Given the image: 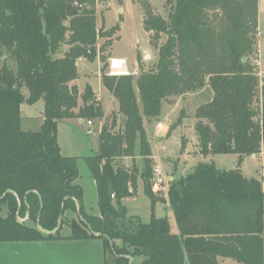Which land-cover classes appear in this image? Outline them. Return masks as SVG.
<instances>
[{"label": "trees", "instance_id": "16d2710c", "mask_svg": "<svg viewBox=\"0 0 264 264\" xmlns=\"http://www.w3.org/2000/svg\"><path fill=\"white\" fill-rule=\"evenodd\" d=\"M94 1L0 0V210L8 209L7 217L0 216V243L63 239L67 225L71 240H101L112 257L107 264H131L129 257L134 264H264V174L247 179L238 169L202 162L171 184L168 199L159 198L144 125L145 118L160 117L166 99L209 87L213 100L196 112L201 154L264 156V85L261 90L253 65L258 0H174L167 17L149 8L146 30L156 42L167 35L155 69L137 78L102 69V83L124 122L118 131L105 126L98 153L83 158L97 186V216L85 210L79 160L64 156L58 142L61 120L105 116L89 86L85 106L76 112L80 93L71 86L80 77V60L108 62L104 54L120 31L119 25L98 28ZM101 38L107 41L99 47ZM64 46L69 49L55 58ZM43 99L41 129L25 130L22 106ZM138 143L141 175L137 165L129 169L118 161L134 158ZM140 176L152 210L168 202L176 228L155 213L148 223L128 218L120 207ZM69 212L75 217L69 219ZM62 217L60 230L47 233L57 230Z\"/></svg>", "mask_w": 264, "mask_h": 264}, {"label": "rangeland", "instance_id": "374dc122", "mask_svg": "<svg viewBox=\"0 0 264 264\" xmlns=\"http://www.w3.org/2000/svg\"><path fill=\"white\" fill-rule=\"evenodd\" d=\"M174 0H95L94 8L97 12V25L101 30H109L120 26V31L112 37L114 44L106 50L105 56L109 58L108 62L103 63L96 58L95 61L81 63L79 66V79L71 86L78 87L80 95L85 92L88 84L95 90L101 91L103 101L99 97H94L104 109L105 116L93 122V127L89 128L86 124L80 123L78 119H64L59 123L58 142L63 148L64 156L75 157L79 160L80 183L84 189V206L89 215L97 216L100 214L98 208L97 188L93 186L92 177L84 157L98 153L100 149L99 136L105 126L113 131L123 128L124 117L119 114L117 109V100L112 97L105 87H102L100 76L102 69L106 66L104 73L109 75L110 63L113 59H126L128 70L135 78L141 71L154 70L159 61V49L167 41V35L162 34L160 41L153 40V33L146 30L144 19L147 10L150 8L157 15L167 17L172 9ZM259 4V30L257 53L253 59L254 70L260 79V88L264 85V0H258ZM107 39H99V47L106 43ZM69 46H64L63 50L55 56H63ZM148 57V58H146ZM13 66V61L10 62ZM137 64V65H136ZM136 65V66H135ZM136 67V69H135ZM136 72V73H135ZM135 73V74H134ZM102 78V77H101ZM102 89V90H101ZM202 90V91H201ZM195 93H186L178 97H170L163 103V110L159 118H145L144 125L147 130L148 141L151 146V154L154 162L152 186L153 192L159 198L168 199V190L174 181L180 180L181 177L193 172L198 164L210 163L215 164L219 170L232 171L241 170L247 177L259 179L263 177L264 156L257 157L247 156L243 159L237 154L231 155H214L205 157L201 154L200 143L196 134V112L202 105L207 104L213 98V90L205 87ZM25 95L28 90H24ZM80 97L79 104L81 108L85 106L84 100ZM140 102V97L138 94ZM261 99V95H260ZM103 103V105H102ZM104 106V108H103ZM175 106V107H174ZM258 107V104L256 105ZM25 110V120L23 128L25 130L39 131L44 117L43 110L45 107L44 99L35 105H23ZM31 119V120H30ZM88 121V120H87ZM162 121L166 124L161 128ZM96 131L97 134L89 135L88 131ZM120 164L127 168H133L137 165L141 175L144 170V160L139 154V143L135 156L118 159ZM133 194L129 198L120 200V207L123 208L127 217L140 218L143 223L151 220L152 214L158 218L170 219L175 226L174 211L168 202L158 203L155 210H152L150 198L144 193V183L142 177H139L137 188H130ZM8 209L4 206L0 210V216L7 217ZM69 219L75 217L71 212L68 213ZM26 220L25 218L21 219ZM30 225H33L31 222ZM61 235H71L72 231L64 225ZM97 243L101 244L99 240ZM117 247L123 245L117 241ZM87 246V245H85ZM68 250V251H67ZM62 246H54L39 249V256L31 258L29 264H101L100 253H93V250L84 248L68 249ZM95 254V255H94ZM108 258L112 257L108 254ZM107 258V260H108ZM8 257L7 250L0 252V264H25Z\"/></svg>", "mask_w": 264, "mask_h": 264}, {"label": "crops", "instance_id": "0c3cea01", "mask_svg": "<svg viewBox=\"0 0 264 264\" xmlns=\"http://www.w3.org/2000/svg\"><path fill=\"white\" fill-rule=\"evenodd\" d=\"M68 49H66L65 50V52L67 51ZM59 57H62V56H59ZM97 59H99V57L97 58ZM121 59V58H120ZM126 60V59H125ZM99 61H100V64H101V59H99ZM85 62H89V61H87V60H80L79 61V63H78V65L80 66V64L81 63H85ZM137 65V64H136ZM135 65V66H136ZM135 69H136V67H135ZM102 76H100V81H101V85H102V87H104V85H103V83H102V78H101ZM87 86H89L90 88H91V90H92V92L93 93H95V96L96 97H99V100H101V101H103V97H102V93H101V91H98V90H95L90 84H88ZM87 88V87H86ZM102 90V89H101ZM85 91H86V89H85ZM202 91V90H201ZM198 92H200V91H198ZM198 92H196L195 94H193V95H196ZM111 95H112V97H113V94L112 93H110ZM85 95V92H83L81 95H80V97L82 98L81 100H83V96ZM213 97H214V93H213ZM115 98V97H114ZM79 100H80V98H79ZM212 100H213V98H212ZM211 100V101H212ZM211 101H209V102H211ZM208 102V103H209ZM117 104V109H118V102H116ZM102 105H103V103H102ZM175 107V106H174ZM81 108V106H80V104H79V106L77 107V109H76V112H79L80 109ZM103 108H104V106H103ZM25 109L22 107V111H23V115H24V119H25V111H24ZM44 111V110H43ZM43 115H44V112H43ZM31 120V119H30ZM43 120H44V117H43V119H42V123H43ZM79 121H80V123H82V124H84L85 122H86V124H87V120H85V119H81V118H79ZM164 124H166V123H164L163 121H162V123L160 124V126H161V128L163 127V126H166V125H164ZM42 125V124H41ZM87 126H88V124H87ZM41 127V126H40ZM89 128H91V127H89ZM62 148V147H61ZM62 152H63V148H62ZM253 157H257V156H255V155H252ZM67 157H71V156H67ZM263 164H264V162H261V167H263ZM239 170V169H238ZM222 171H225V170H222ZM240 172L242 173V171L240 170ZM243 175H244V173H243ZM247 179H251V178H253V177H247L246 175H244ZM256 179V178H255ZM262 179V177L260 178V180ZM93 180V179H92ZM259 180V179H258ZM93 187L94 188H96L97 186H96V183H95V181L93 180ZM70 235H64V236H62L63 237V239H59V240H50V239H47V240H45V241H40V242H30V243H28V242H13V243H0V252H4L5 250H7V254H8V257L10 258V259H12V262H13V260L15 261H19L20 262V260L21 261H23V263H25V264H29L28 262L30 261V259L31 258H37L38 256H39V249L41 250H43L44 251V248H47V247H54V246H62V248H65L66 250H67V248L68 249H73V248H79V250H81V249H84V248H88V249H90V250H93V253H100V262H101V264H107L108 262V260H107V258H108V254L106 253V249H105V245H103V242L101 241V244L100 243H97L98 241H99V239L98 240H81V241H76V240H71V239H69L68 237H69ZM264 241V240H263ZM85 245H87V246H85ZM68 251V250H67ZM95 251H97V252H95ZM95 255V254H94ZM11 262V263H12ZM223 264H238L235 260L233 261V260H231V259H224L223 261Z\"/></svg>", "mask_w": 264, "mask_h": 264}, {"label": "built area", "instance_id": "2783aa9c", "mask_svg": "<svg viewBox=\"0 0 264 264\" xmlns=\"http://www.w3.org/2000/svg\"><path fill=\"white\" fill-rule=\"evenodd\" d=\"M146 58H148V57H146ZM124 68L126 69V71L122 70ZM130 74L131 73L128 70V62H127V60L118 59V58L111 60L109 75H112V76H127V75H130ZM87 124H88V127H91V128L93 127V122L92 121H88ZM88 134L89 135H95L97 133H96V131L93 132L92 130H89Z\"/></svg>", "mask_w": 264, "mask_h": 264}, {"label": "water", "instance_id": "95a60500", "mask_svg": "<svg viewBox=\"0 0 264 264\" xmlns=\"http://www.w3.org/2000/svg\"><path fill=\"white\" fill-rule=\"evenodd\" d=\"M245 61H246V59H245ZM7 193H11V191H8ZM113 206H115L116 208H118V203H117V197H116V195H114V198H113ZM78 210H79V206H78ZM18 217H19V220L20 221H22L21 219H20V216L18 215ZM28 219V218H27ZM27 219L26 220H23V221H27ZM62 220H63V217L60 219V222H59V224H58V227H57V230H55L54 232H47V233H56V232H58L59 230H60V227H61V225H62ZM92 230V229H91ZM93 232V231H92ZM94 233V232H93ZM129 260L131 261V264H134V259H133V257H129Z\"/></svg>", "mask_w": 264, "mask_h": 264}, {"label": "bare ground", "instance_id": "6f19581e", "mask_svg": "<svg viewBox=\"0 0 264 264\" xmlns=\"http://www.w3.org/2000/svg\"><path fill=\"white\" fill-rule=\"evenodd\" d=\"M123 71H126V69L124 68V69H122Z\"/></svg>", "mask_w": 264, "mask_h": 264}]
</instances>
